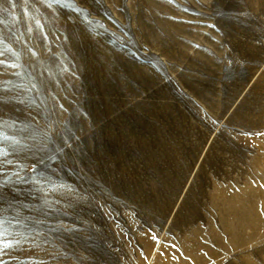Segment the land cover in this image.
I'll list each match as a JSON object with an SVG mask.
<instances>
[{"label": "rangeland", "instance_id": "obj_1", "mask_svg": "<svg viewBox=\"0 0 264 264\" xmlns=\"http://www.w3.org/2000/svg\"><path fill=\"white\" fill-rule=\"evenodd\" d=\"M3 264H264V0H0Z\"/></svg>", "mask_w": 264, "mask_h": 264}, {"label": "snow or ice", "instance_id": "obj_2", "mask_svg": "<svg viewBox=\"0 0 264 264\" xmlns=\"http://www.w3.org/2000/svg\"><path fill=\"white\" fill-rule=\"evenodd\" d=\"M2 211L3 210H0V250H3L5 247H8V245L3 243L7 230L4 228L6 218L2 215ZM0 264H3L2 260H0Z\"/></svg>", "mask_w": 264, "mask_h": 264}]
</instances>
